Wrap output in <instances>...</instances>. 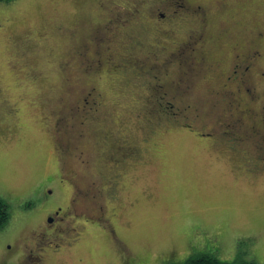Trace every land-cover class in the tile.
I'll use <instances>...</instances> for the list:
<instances>
[{"label":"rangeland","instance_id":"obj_1","mask_svg":"<svg viewBox=\"0 0 264 264\" xmlns=\"http://www.w3.org/2000/svg\"><path fill=\"white\" fill-rule=\"evenodd\" d=\"M129 1L0 2V197L10 213L0 229V264H20L14 241L43 222L44 210L34 208L47 197L56 204L70 194L49 185L50 176L64 171L76 175L79 184L94 181L104 186L109 169L100 160L99 143L86 130L83 138L98 148L84 145L78 129L58 137L53 129L57 109L65 113L72 109L90 85H99L103 114L113 120L112 125L101 126L116 128L121 141L143 150L142 158L124 165L119 187L122 208L112 223L114 240L103 227L91 226L79 243L44 264H183L199 256L227 264H264V171L249 175L236 152L196 136L195 123L190 128L175 124L154 128L156 135L149 141L141 120L145 115L155 120L160 116L155 103L147 102L144 108V97L135 86L83 75L79 54L87 45L89 55L94 51L88 24L106 20L100 3H115L124 12ZM206 1L212 7L225 3L228 8L211 15L207 33L229 28L233 41H254L256 32H264V0ZM187 28L178 27L175 37L181 38ZM132 34L147 46L158 32L151 20ZM206 53L210 61L221 62L222 70L233 59L228 49L212 48ZM67 60L70 64L62 69ZM218 83L208 76L196 84L198 96L191 101L198 104L204 120L206 108L214 102L208 93ZM5 105L16 113L7 115ZM209 121L212 124L213 119ZM75 123L78 128L79 122ZM57 142L77 143L80 149L62 156ZM79 151H86L85 163ZM108 201L102 204L110 208ZM24 264L39 262L26 259Z\"/></svg>","mask_w":264,"mask_h":264},{"label":"flooded vegetation","instance_id":"obj_2","mask_svg":"<svg viewBox=\"0 0 264 264\" xmlns=\"http://www.w3.org/2000/svg\"><path fill=\"white\" fill-rule=\"evenodd\" d=\"M129 2L124 12H120L121 7L115 3H100L106 12V20L88 24L89 42L94 51L89 55L91 48L87 45L79 54L82 73L96 77L98 81L109 78L122 81L128 86H135L144 98L154 99H193L198 96L196 84L213 76L219 83L208 95L214 101H222L225 112L220 114L217 125L206 124L202 113L198 114L195 135L204 138L210 145L236 152L252 177L264 171V32H256L254 41H233L229 28L207 33L211 15L217 10L218 13L228 10L225 3L217 8L206 0ZM150 5V15L143 19L142 15L146 14L144 8ZM123 16L125 20H121ZM145 20H148L147 23L152 20L158 32L152 45L147 46L134 39L132 34ZM185 25L188 28L183 29L184 35L176 38L178 27L184 28ZM2 30L0 24V32ZM103 33L107 37L102 36ZM16 46L20 47L19 44ZM212 48L228 49L233 53V59L225 65L224 70L219 60L210 61L206 52ZM69 64L67 60L65 66ZM146 81H150L148 87H145V84L148 85ZM90 86L75 108L83 112L84 122L94 118L93 114H99L95 119L98 127L88 136L91 134L92 139L99 143L100 160L109 169L108 176L104 186L94 181L90 185L89 181L79 184L76 175L70 176L64 171L50 176L49 185L59 186L66 194L69 190L70 194L65 195V200L59 198L56 204L47 197L34 208L44 210L43 222L14 241L20 249V264H24L26 259L46 263L50 257L60 255L79 243L83 232L94 225L103 227L112 240L116 236L112 223L122 208L119 187L124 165L140 162L143 150L121 141L116 128L111 130L110 127L105 129L101 126L112 125L113 120L108 115H100L104 94L99 85ZM191 108L192 111L196 110L194 105ZM4 109L9 116L16 113V109L6 105ZM176 126L186 127L184 123ZM53 129L56 134L55 124ZM148 135L150 141L156 135V130L149 129ZM65 144L62 143L63 146ZM58 151L62 152V156L68 154L59 145ZM86 156V151H82V163H85ZM102 201L110 202V208ZM33 255L37 258H32Z\"/></svg>","mask_w":264,"mask_h":264},{"label":"trees","instance_id":"obj_3","mask_svg":"<svg viewBox=\"0 0 264 264\" xmlns=\"http://www.w3.org/2000/svg\"><path fill=\"white\" fill-rule=\"evenodd\" d=\"M15 0H0V2L2 3H9ZM153 5V4H151ZM149 6L147 9L146 7L145 9V13L143 14L142 17L143 19H147L148 18V14L150 15L151 12V7ZM133 11V10H132ZM148 20H145L144 22L147 23ZM63 66V67H62ZM62 69H66L65 63L61 64ZM87 79L91 80L90 76H87L85 74H83ZM197 97H194L193 99L187 98V97H176V98H172V99H154V98H144V108L148 107V103L147 102H152V104L155 103L156 105V109L158 111V114L160 115L159 117H157V119H152V118H148L147 115H145V119L141 120V122H144L147 130L145 132H148L149 129L154 130V128H162V129H168L169 127H174L177 124H183L187 127V125H191L194 126L197 123L198 120V114L202 113L200 107L198 106V104L192 102L191 100H196ZM163 100L164 101V105L163 103H161L160 101ZM102 103V102H101ZM191 105H194L196 107L195 111H192ZM66 105L63 106L64 109ZM76 104L73 106L72 105V109L71 107H69L68 111L65 113L60 107L57 109V117L55 119V127H56V135L57 137L59 135L65 136L66 134H68L70 136V133H73L74 130L78 129L80 130L78 136H80V138H82V141L84 143V145H87L88 147H93L94 149L98 148L95 147V145H91L93 144V141L89 140V138H92L90 135L93 133V131L98 127V122L96 119V117L99 116V114L95 115L93 114L94 118H90L91 120L88 122H84L83 118H82V111L76 110L75 108ZM165 107V109L163 108ZM222 107H224V104L222 101H214L213 104L208 108H206V112H208V114L206 115L207 117L205 118V123L209 124L211 120L210 118H212L213 116L215 117V119L213 118V122L212 124L217 125V123L219 122L218 119L220 118V114H223L225 112V110H222ZM104 104L101 107V112L100 115L103 114L104 110ZM163 108V109H162ZM151 109V108H150ZM212 114V117H210V115ZM202 115L204 116V114L202 113ZM151 116V115H150ZM204 119V118H203ZM75 122H79L78 124V128H76L75 126ZM175 124V125H173ZM190 126V127H191ZM189 128V127H187ZM86 130L87 133H91L88 137V141L86 144V138H83V131ZM77 131V130H76ZM82 132V133H81ZM68 136V138H69ZM72 137V136H71ZM73 138V137H72ZM80 142V141H79ZM97 143V142H96ZM75 144L77 143H66L64 146L61 145L60 143L58 144L59 147H61L62 149H65V151L68 153L67 155H69L70 152L73 153V151L76 152L77 148L75 146ZM233 148H236L235 146H232ZM61 151V150H59ZM80 152V156H81V152ZM60 154H62V152H60ZM90 185V184H89ZM10 218V213H9V209L8 206L6 204V202L0 197V229L4 227V225L8 222ZM183 264H227V263H223L218 261L215 258H212L210 256H199L197 258H189L188 260H186V262H184ZM233 264H248V263H233Z\"/></svg>","mask_w":264,"mask_h":264}]
</instances>
